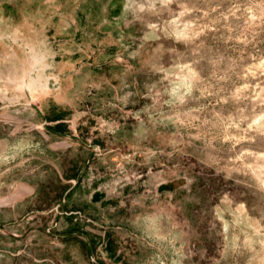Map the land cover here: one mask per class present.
I'll return each mask as SVG.
<instances>
[{"label": "rangeland", "instance_id": "rangeland-1", "mask_svg": "<svg viewBox=\"0 0 264 264\" xmlns=\"http://www.w3.org/2000/svg\"><path fill=\"white\" fill-rule=\"evenodd\" d=\"M0 264H264V0H0Z\"/></svg>", "mask_w": 264, "mask_h": 264}]
</instances>
